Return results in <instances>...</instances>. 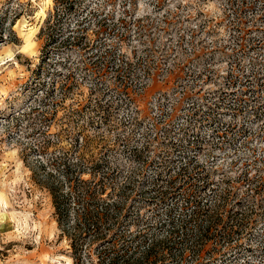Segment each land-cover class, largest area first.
Masks as SVG:
<instances>
[{
	"label": "rangeland",
	"instance_id": "obj_1",
	"mask_svg": "<svg viewBox=\"0 0 264 264\" xmlns=\"http://www.w3.org/2000/svg\"><path fill=\"white\" fill-rule=\"evenodd\" d=\"M0 22V264H73L35 174L78 156L130 228L195 192L221 218L203 264H264V0H0Z\"/></svg>",
	"mask_w": 264,
	"mask_h": 264
},
{
	"label": "trees",
	"instance_id": "obj_2",
	"mask_svg": "<svg viewBox=\"0 0 264 264\" xmlns=\"http://www.w3.org/2000/svg\"><path fill=\"white\" fill-rule=\"evenodd\" d=\"M76 1L55 0L59 5ZM2 29L0 22V38ZM49 164L40 162L35 179L50 194L59 237L67 241L73 264H185L187 257L192 264H203L213 257L208 253L201 260L200 254L221 218L195 192L186 193L178 213L169 208L158 223L146 221L132 229L123 202L106 182L109 176L99 177L97 163L87 167L78 156L56 157ZM85 170L88 179L82 177ZM150 227L163 230V235L148 234ZM230 233L223 230L221 239Z\"/></svg>",
	"mask_w": 264,
	"mask_h": 264
}]
</instances>
